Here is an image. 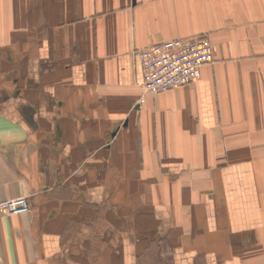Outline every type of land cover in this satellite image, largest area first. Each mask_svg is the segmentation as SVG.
<instances>
[{
	"label": "crops",
	"instance_id": "0c3cea01",
	"mask_svg": "<svg viewBox=\"0 0 264 264\" xmlns=\"http://www.w3.org/2000/svg\"><path fill=\"white\" fill-rule=\"evenodd\" d=\"M201 36L199 79L145 94L137 53ZM23 196L0 264H264V0H0V203Z\"/></svg>",
	"mask_w": 264,
	"mask_h": 264
},
{
	"label": "built area",
	"instance_id": "2783aa9c",
	"mask_svg": "<svg viewBox=\"0 0 264 264\" xmlns=\"http://www.w3.org/2000/svg\"><path fill=\"white\" fill-rule=\"evenodd\" d=\"M143 71L145 94L158 95L185 87L199 79L204 66L215 61V49L208 38L169 40L137 53ZM28 197L0 203V217L29 212Z\"/></svg>",
	"mask_w": 264,
	"mask_h": 264
},
{
	"label": "rangeland",
	"instance_id": "374dc122",
	"mask_svg": "<svg viewBox=\"0 0 264 264\" xmlns=\"http://www.w3.org/2000/svg\"><path fill=\"white\" fill-rule=\"evenodd\" d=\"M201 37H204V38H207L206 36H201ZM201 37H198V38H201ZM178 40V39H177ZM186 40V39H185ZM137 56V55H136ZM170 92V91H169ZM147 95H149V94H147ZM158 95H160V94H158ZM150 96H153V95H150ZM154 96H157V95H154ZM167 250V249H166ZM153 259H154V255H153V257H152ZM169 257L168 256H166V257H164L163 259L164 260H167Z\"/></svg>",
	"mask_w": 264,
	"mask_h": 264
},
{
	"label": "bare ground",
	"instance_id": "6f19581e",
	"mask_svg": "<svg viewBox=\"0 0 264 264\" xmlns=\"http://www.w3.org/2000/svg\"><path fill=\"white\" fill-rule=\"evenodd\" d=\"M204 67H205V66H204ZM204 67H203V68H204Z\"/></svg>",
	"mask_w": 264,
	"mask_h": 264
}]
</instances>
